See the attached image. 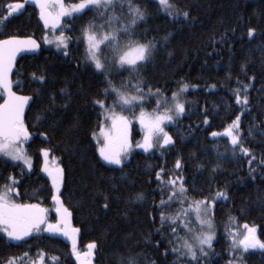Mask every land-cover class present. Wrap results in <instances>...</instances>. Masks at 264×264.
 <instances>
[{
    "label": "trees",
    "instance_id": "16d2710c",
    "mask_svg": "<svg viewBox=\"0 0 264 264\" xmlns=\"http://www.w3.org/2000/svg\"><path fill=\"white\" fill-rule=\"evenodd\" d=\"M24 1L0 0V38L34 35L41 44L37 53L19 59L12 74L14 90L33 96L24 119L33 168L26 170L19 162L0 156V191L8 185L16 189L19 201L46 205L54 220L53 187L49 175L41 171V149H49L54 168L63 169L57 195L71 213V227L79 229L73 234L77 251L89 250L92 264H128L130 258L135 264H197L173 251L182 240L172 235V227L188 241L191 234L183 224L170 220L162 224L161 212L171 216L181 208L187 210L181 218L192 228L200 225L193 202L205 199L214 239L211 248L205 246L207 255L201 256L196 248L198 264H264V249L233 248V236L239 239L247 231L245 225L254 227L264 241V0H169L172 15L159 0H131L145 12L144 19L131 26V38L155 45L150 59L133 73L117 67L98 71L86 59L82 37V29L92 22L98 32L109 30L107 24L103 29L99 25L113 14L119 19L112 27L127 25L132 19L128 0L123 4L115 0L114 9L107 10L103 19L94 7L66 18L67 49L43 44L47 27L41 24L36 8L25 4L15 12L10 8ZM185 11L187 17L179 14ZM104 12L101 7L100 13ZM249 28L255 29L251 37ZM128 38L121 33V41ZM109 81L111 85L126 83L125 89L143 95L140 104L148 108H157L159 101V109L173 103L172 93L187 84L181 95L185 111L166 125L173 142H157L144 151L136 147L142 131L135 124V146L127 158L121 165L105 162L93 135L104 117L93 101L106 99L110 105L114 96L105 95ZM134 83L139 84V91ZM244 85H248L246 92ZM237 89L241 96L247 95V105L237 103ZM237 116L240 144L249 154L239 146L233 152L230 138L219 133ZM161 170L158 180L156 173ZM177 176L183 177L187 190L183 205L179 195L169 202L172 188L167 181ZM217 192L226 196L217 197ZM137 194L143 198L137 199ZM162 200L169 202L167 207L161 208ZM93 242L95 248L89 249ZM10 261L80 264L73 254V240L59 233L42 231L17 241L0 231V264Z\"/></svg>",
    "mask_w": 264,
    "mask_h": 264
},
{
    "label": "snow or ice",
    "instance_id": "6c2138e0",
    "mask_svg": "<svg viewBox=\"0 0 264 264\" xmlns=\"http://www.w3.org/2000/svg\"><path fill=\"white\" fill-rule=\"evenodd\" d=\"M123 4L124 0H120ZM37 4L40 8V18L44 21L45 27L51 24L52 28L55 29L60 23V18L63 16H71L74 13L83 14V10L94 7L97 13L100 14L101 19L107 14V10L114 9L115 0H80V3L73 4L70 8H66L61 0H37ZM159 4L163 6L164 10L167 11L168 15H172L169 11L173 5L169 0H159ZM129 12L131 13L132 19L127 25H121L119 28L112 27V25L119 19L114 14L109 16L108 19L99 25V28L103 29L105 24L108 25L109 30L104 31L100 34L98 31H93L97 28V25L92 22L82 29V37L86 44V59L90 60L94 64L98 71H105V61L101 59L102 49L101 45L106 46L114 56V63L119 65L130 73L138 71L144 62L148 61L153 54L155 45L152 42L142 43L139 40L131 38V26L136 25L137 21L143 20L145 12L137 5L133 6L131 0H128ZM59 7V11H52ZM25 7L22 3H16L10 5L13 12L22 10ZM105 9L104 13H100V9ZM185 17L189 14L187 11L179 13ZM255 29L249 28V37L253 36ZM127 33L129 38L126 41H121V33ZM55 35V33H54ZM70 38L65 36L61 31L58 36H55L56 47L67 49L68 40ZM79 39V38H78ZM46 43H52L45 36ZM39 48V44L36 40L31 37H18L11 36L7 39L0 40V90L3 91V103H0V154L6 157H10L13 161H23L29 168L32 167L31 157L27 155L25 150L20 147L24 141L29 138L30 133L24 123L23 115L25 105L28 104L31 99L29 96L18 95L13 91V82L10 79V73L13 69V61L15 60L17 52L21 50H35ZM67 54V53H66ZM125 66H127L125 68ZM35 78V73L33 74ZM40 80H44V76L39 77ZM111 86V81H109ZM136 91H139V84L134 86ZM187 84H180L177 91L172 93V99L174 101L173 107L164 108L163 111H159L160 103L157 102V110L154 114H148L143 108L137 117L139 123L144 129L143 143H137L136 147L148 151L153 148L154 145L159 142L161 145L171 144L172 137L165 131V122L173 121L175 116H179L185 111V104L180 99V96L187 90ZM248 85H244V91L246 92ZM112 91L116 93L117 99L113 101L112 105L107 104L106 99H96L93 101L94 104L99 105L102 109V115L104 121L100 124V134L103 137L101 142L100 138L97 137L98 152L100 157L107 163L113 165H121L124 158L127 156L131 149V144L128 138V127L130 121L123 115V111L130 107H135L138 103L143 102V95H132L129 93L121 92L115 86H112ZM152 92V89H149ZM108 90L105 89V95H109ZM156 95H159V89L156 90ZM236 101L238 104L243 103L247 105V95L241 96L240 90H236ZM119 106L121 111L117 112L116 107ZM205 123H208L207 118ZM230 138L231 144L233 145V152L237 146L240 147L241 152L249 154L250 150L243 147L240 144V117L237 116L235 120L225 129L224 132ZM96 136V133H93ZM213 136L218 133L213 132ZM163 137L162 141L160 137ZM45 156L48 155L49 149H41ZM181 161L177 159L176 168L179 169ZM46 171L52 180L53 188L56 193H59V185L63 182L64 174L63 169L57 168L55 172L48 169L45 166ZM162 171L157 172V179L161 180ZM12 179V184L16 181ZM179 182V183H178ZM167 184L171 186L172 192L169 194V202L176 198L177 195L181 197V205L187 200L186 189L183 183V177H170ZM13 188L5 185L4 190L0 191V231L5 233L7 237L12 240H21L28 236L32 231H39L41 225L45 223L44 212L45 210L38 204H20L16 203L12 198ZM18 195V193H16ZM216 196H226L224 192H217ZM142 194H137V199H142ZM52 199L56 201L58 207L56 209L60 219L55 225L48 224L47 231L62 232L63 235L73 240V254L76 256L80 264H89L87 257L92 255L91 252L83 254L85 259H81V253L77 251L76 242L73 238V234L78 232L79 229L71 227L69 218L71 213L63 206L59 195L54 194ZM105 196V201H107ZM169 202L161 201V208L168 206ZM209 201L207 199L203 201L193 202L197 211V219L201 226L207 225L208 231H203L196 235L195 240L199 247V254L201 256L207 255L205 246L211 248L214 239V232L212 229V222L210 219H202L200 217L201 209L203 208L204 215H207V205ZM193 204H189V208L193 207ZM108 207V203L104 204V208ZM182 214L187 216V210L181 208L174 215L166 216L165 212H161V223L171 221L172 224H183L184 229L192 231L187 221L181 218ZM63 225V226H61ZM247 232L242 238L233 236V248H239L243 251H247L250 248L264 249V241L260 240L256 235V229L254 227H248L245 225ZM178 228L172 227V235L177 237L178 240H182L179 247H174L173 251L178 253L180 256H189L192 260H196L198 264V255L196 245L190 243L187 239L179 237L177 235ZM95 243L88 245L89 249L95 248ZM26 255V254H25ZM11 264V261L9 262ZM128 264H135V259L130 258ZM229 264H232L230 261Z\"/></svg>",
    "mask_w": 264,
    "mask_h": 264
},
{
    "label": "rangeland",
    "instance_id": "374dc122",
    "mask_svg": "<svg viewBox=\"0 0 264 264\" xmlns=\"http://www.w3.org/2000/svg\"><path fill=\"white\" fill-rule=\"evenodd\" d=\"M53 2H54V0H53ZM61 2L65 5L66 8H70L73 4H78V3H80V0H78V1H76V2H71V3H69V4L66 3L64 0H61ZM51 10H52V11H59V7L57 6L55 9H51ZM74 14H75V13H74ZM74 14H73V15H74ZM71 16H72V15H71ZM71 16H63V17H61V18H60V23L56 26L55 29L52 28L51 24H49V26L46 28L47 30L45 31V33H44L43 36H42V42H43L44 45H54V46H56V44H55V42H54V41H55V36H58V35L60 34L61 31L64 33V31H65V27H66V25H65V19H66V18H69V17H71ZM93 31H96V30L93 29ZM54 33H55V35H54ZM99 33H100V34H103V32H99ZM46 35H47V37H48V39H49L50 41H53L52 43H46V42H45V36H46ZM64 35H65V34H64ZM122 42H123V41H122ZM84 44H85V42H84ZM85 48H86V44H85ZM101 49H102V56H101V59L105 61V70L111 69V68H113V67H117V68H119V69H123V68H120L119 65H117V64L114 63V59H115V58H114L112 52H111L106 46L101 45ZM88 62H89L92 66H94V64H92V62H91L90 60H88ZM94 67H95V66H94ZM126 67H127V66H125V68H126ZM125 85H126V83H124V86H125ZM134 85H135V83L133 84V86H134ZM112 86H115L117 89H120V91H121V92H124V93H129V94H132V95H140V94H138V93H136V92H131L129 89H125V87L123 86L122 82H121V83H114V82H113V85H111V86H109V88H107L108 92H111L112 95L114 96L113 99H110V101H109L110 105H109V106H111L112 103H113V101L117 99V95H116V93L112 91ZM128 90H129V91H128ZM180 99L183 101L182 96H180ZM143 100H144V99H143ZM141 103H142V102H141ZM159 103H160V102H159ZM138 104L140 105L139 108H136V106H135V107L127 108V109H125V110L123 111V115H125V116L128 118V120L130 121V124H129V127H128V138H129V142H130V144H131L132 147H131L130 151L128 152L127 156H128L129 153L134 149V146H135V144H134L135 139H133V137H132V130H133V127H134L135 124L138 125V128L142 131L141 138H140V139H136V140H140L139 143H143V138H144V134H145V132H144V129H143V127L141 126V124L139 123V120H138V118H137V117L139 116V113H140V111H141V108H143V109L145 110V112L148 113V114H154V112L157 110V108H148V107L145 106V105H141L140 103H138ZM160 105H161V103H160ZM173 106H174V101H173V103H169V104H167V105H166L165 107H163L162 109H159V111H163L164 108H167V107H173ZM156 107H157V106H156ZM116 111H117V112H120V111H121V109H120L119 106L116 107ZM181 115H182V114H180L179 116H181ZM177 117H178V116H175L174 119H173V121H174ZM103 121H104V119L102 120V122H103ZM173 121H171V122H165V131H166V125L171 124ZM224 132H225V131L223 130V131H220L219 133L224 134ZM97 137H99L100 140H101V142H102L103 137H102V135L100 134V127H99V129L97 130V132H96V136H95L96 140H97ZM162 139H163V137L161 136V137H160V140H162ZM27 140H28V139H27ZM27 140L24 141L23 144L20 145V147H22V148L25 150V152L27 153V155L31 157V155L29 154L28 149H27ZM98 147H99V145H98ZM41 154H42V166H41V171H42V173L48 175V173H47L46 171H44L45 166H47L48 169H50V170H52L53 172H55L56 168H54V166H55V165H54V161H53L48 155L45 156V155L43 154L42 151H41ZM0 156H3V155L0 154ZM127 156H126L124 159H126ZM3 157H5V158L11 160L10 157H6V156H3ZM12 161H13V160H12ZM14 162H19V163H20V164H21L26 170H29V171H31L32 168H33V160H32V157H31V164H32V167H31V168H29L27 165H25V164L23 163V161H14ZM48 177H49V176H48ZM49 179H50L51 184H52V180H51L50 177H49ZM52 187H53V184H52ZM2 190H4V189H2ZM2 190H1V191H2ZM54 194H57V193L55 192V189L53 188V195H54ZM15 195H16V189H13V192H12V198L15 200L16 203H20V204H38V205H40V207H41L42 209L45 210V212H44L45 223H43V224L41 225V228H40L39 231H35V230L32 231V232L30 233L31 235H32V234H36V233H41L42 231L50 232V231H47V230H46L47 227H48V224H53V225H55V224L57 223V221L60 219V216L57 214V215H56V218H55L54 220H51L50 217H49L48 207H47L46 205H44V204H42V203H38V202H32V203L21 202V201H19L17 198H15V197H16ZM52 202H53V205H51L50 207H51L54 211H56L58 205H57L56 201H54L53 199H52ZM207 207H208V206H207ZM208 210H209V209L207 208V215L201 217L202 219H208ZM47 212H48V213H47ZM56 212H57V211H56ZM61 226H63V225H61ZM201 227H202V229H201L202 231H198ZM191 229H192V231H188V233L191 234V236H190L191 241H189V242H190V243H193L194 245H196V248H199V247H198V244H197V242H196V240H195V237H196L197 234H199V233H201V232H203V231H208V227H207V225H203V226H201V225H197V226L192 227ZM196 229H197V230H196ZM195 230H196V231H195ZM194 231H195V232H194ZM246 232H247V231H244L243 234L241 235V237H239V238H242L243 235H244ZM51 233H57V234L59 233L60 236L64 237L65 239H68V237L65 236V235H63L62 232H55V231H52ZM30 234H29V235H30ZM88 252H90V251H89V250H84L83 252H79V253L82 254V255H81V259H85V256H84L83 254H86V253H88ZM87 259H88V261H89V264H92V262H91L92 256L87 257ZM79 262H80V261H79Z\"/></svg>",
    "mask_w": 264,
    "mask_h": 264
},
{
    "label": "water",
    "instance_id": "95a60500",
    "mask_svg": "<svg viewBox=\"0 0 264 264\" xmlns=\"http://www.w3.org/2000/svg\"><path fill=\"white\" fill-rule=\"evenodd\" d=\"M24 4L27 5V6H30V7H34V8H36V9L39 11V12H38V16H39L40 22H41V24H42L43 26H45L44 21L40 18V8H39V6H38V4H37V0H25V3H24ZM11 36H18V37H21V38H24V37H31L32 39L36 40L37 43L39 44V48H37V49H35V50H21V51L17 52L16 57H15V60L13 61V69H12V72L10 73V79L12 80V74H13V72H14V70H15L16 64H17V62L19 61V59H20L22 56H24V55H32V54L37 53V52L39 51V49H40V43H39L38 39H37L34 35H24V36H20V35H10V36H6V37H2V38H0V40L7 39V38H9V37H11ZM1 91H2V90H1ZM13 91H15L14 88H13ZM15 92H16L18 95L29 96V97L31 98V99L29 100L28 104L25 105L24 115H23V119H25V115H26V113H27V111H28V109H29V107H30L32 101H33V96H32V95H27V94H22V93H19V92H17V91H15ZM2 93H3V91H2ZM3 95H4V94H3ZM0 103H3V99H2V101H1Z\"/></svg>",
    "mask_w": 264,
    "mask_h": 264
}]
</instances>
